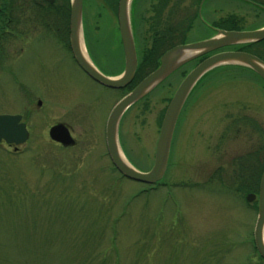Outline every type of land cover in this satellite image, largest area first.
<instances>
[{"label":"rangeland","instance_id":"1","mask_svg":"<svg viewBox=\"0 0 264 264\" xmlns=\"http://www.w3.org/2000/svg\"><path fill=\"white\" fill-rule=\"evenodd\" d=\"M114 1L82 0L80 18L89 61L112 77L123 70ZM38 3L0 1V115H20L29 133L15 152L0 145V264H264L253 247L256 199L245 202L257 191H237L264 159V84L236 65L204 73L180 113L161 185L128 180L104 141L122 94L73 62L65 1L44 20ZM194 14L188 43L221 30L213 23L229 15L243 31L264 24L252 0H130L137 56L158 27L183 29ZM197 63L175 69L121 117L118 148L136 170L151 169L164 110ZM57 123L74 147L49 140Z\"/></svg>","mask_w":264,"mask_h":264},{"label":"water","instance_id":"2","mask_svg":"<svg viewBox=\"0 0 264 264\" xmlns=\"http://www.w3.org/2000/svg\"><path fill=\"white\" fill-rule=\"evenodd\" d=\"M53 4L54 0H43ZM130 0H118L116 21L118 35L123 55V71L115 77H107L100 73L90 62L82 56L80 48V18L82 0L69 2L68 45L77 67L93 82L112 90H121L133 80L137 66L136 52L129 23ZM264 41V27L252 31H224L217 30L208 39L194 43L175 46L163 53L155 70L144 77L129 93L123 96L111 109L104 131L106 153L113 168L124 178L145 185H154L163 178L170 153V147L176 122L180 111L196 81L207 71L222 65H237L251 70L264 84V62L257 57L240 51H223L215 53L198 63L181 81L173 93L161 120L158 136L154 148L153 164L149 171L140 172L123 161L119 154L116 134L119 121L128 108L148 94L158 83L175 69L191 60L222 49L252 44ZM189 53L190 57L181 60V54ZM40 105V102L37 104ZM29 137L25 124L19 115H0V145L17 147L24 144ZM51 142L61 147H71L75 140L71 137L69 128L62 123L51 126L48 130ZM256 199V219L253 228V246L258 256L264 261V168L259 178L257 195L248 194L247 203Z\"/></svg>","mask_w":264,"mask_h":264},{"label":"trees","instance_id":"3","mask_svg":"<svg viewBox=\"0 0 264 264\" xmlns=\"http://www.w3.org/2000/svg\"><path fill=\"white\" fill-rule=\"evenodd\" d=\"M64 1H65V4L62 8H60V10L63 11L62 15L64 16V20L66 21L65 33H64L66 37V35H68L67 25H68V16H69V11H68L69 0H64ZM252 1L258 3L260 6L264 8V0H252ZM109 4H112L113 10H116V6H115L116 0L114 1V3L111 2ZM3 6H4V3H3ZM36 6L39 7L40 11L43 14L42 20H44L43 17L45 15L51 14V13L45 14L43 13L44 11H51L53 8H56L55 0L53 4H47L46 2L41 0V3H38ZM196 17H197V14H194L192 21L189 22L186 26H184L183 29L181 28V25L179 24L175 26H168L167 28L160 26L157 28L158 30H156L155 32L151 34L150 40L148 43V48H146L145 50H142L141 53L138 55V59H137L138 64H137V68H136L132 82L126 88L122 90H118V92H120L122 96L125 95L127 92H129L139 81H141L146 75H148L158 66V60L164 52H166L167 50L175 46L188 43L186 41V34L191 30L193 26V22L196 19ZM240 22L241 21L236 16L229 15L226 18L213 23L212 27L218 28L224 31H240L241 29L240 27H238ZM234 50L249 53L257 57L258 59H260L262 62H264V41L256 42L252 44L238 45L234 47ZM201 59H198L197 61L199 62ZM232 67L233 68L237 67L239 69L243 68L246 71H249L250 73L254 74L251 70L245 67H241V66H232ZM259 167L260 168L258 169V173L254 174L255 176L251 177L249 179L250 181L246 182V184L247 183L248 184L246 186H244L243 184H241L240 186H237V189H238L237 191L239 192L242 191L241 193H245V194L257 191L260 174L262 173V170L264 167V159Z\"/></svg>","mask_w":264,"mask_h":264},{"label":"flooded vegetation","instance_id":"4","mask_svg":"<svg viewBox=\"0 0 264 264\" xmlns=\"http://www.w3.org/2000/svg\"><path fill=\"white\" fill-rule=\"evenodd\" d=\"M154 1V0H153ZM150 8L147 10V12L148 11H150L151 10V12H152V10L154 11V5L153 4H151L150 6H149ZM264 25V24H263ZM263 25H261V26H263ZM260 27V26H259ZM209 34H211V33H209ZM215 33H213L212 34V36L214 35ZM209 37H211L210 35L208 36V37H204L203 39H207V38H209ZM231 49H233V48H231V47H228V48H225V49H222V50H220V51H217V52H214V53H210V54H207L206 56H204L203 58H202V60L203 59H205V58H207V57H209V56H211V55H213V54H215V53H218V52H223V51H234V50H231ZM70 52V51H69ZM71 55V54H70ZM71 58H72V55H71ZM201 60V61H202ZM82 72V71H81ZM100 72L102 73V74H104V75H106L102 70H100ZM86 76V75H85ZM87 77V76H86ZM102 87V86H101ZM180 118V117H179ZM21 121H22V117H21ZM69 131H70V129H69ZM70 134H71V132H70ZM72 136V135H71ZM76 144V143H75ZM75 144L73 145V146H71V147H74L75 146ZM7 147H9V146H7ZM68 148H70V147H68Z\"/></svg>","mask_w":264,"mask_h":264},{"label":"bare ground","instance_id":"5","mask_svg":"<svg viewBox=\"0 0 264 264\" xmlns=\"http://www.w3.org/2000/svg\"><path fill=\"white\" fill-rule=\"evenodd\" d=\"M81 35V34H80ZM80 41H81V37H80ZM80 48H81V52H82V56L84 57V59L88 62V63H90V61H89V58H88V56H87V54H86V52H85V50L83 49V47H82V43L80 42ZM190 57V54L189 53H185V52H183L182 54H181V60H184V59H187V58H189ZM119 154H120V157L122 158V160L123 161H125V159L123 158V155H122V153H121V151L119 150Z\"/></svg>","mask_w":264,"mask_h":264}]
</instances>
